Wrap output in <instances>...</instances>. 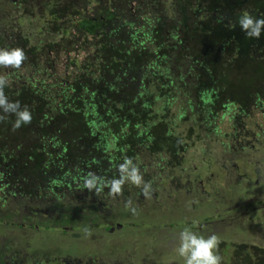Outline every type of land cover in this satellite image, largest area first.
Wrapping results in <instances>:
<instances>
[{
    "label": "trees",
    "instance_id": "16d2710c",
    "mask_svg": "<svg viewBox=\"0 0 264 264\" xmlns=\"http://www.w3.org/2000/svg\"><path fill=\"white\" fill-rule=\"evenodd\" d=\"M243 12L264 0H0V47L26 55L4 91L32 114L0 121V229L85 222L125 196L83 189L89 171L114 178L128 157L146 177L143 157L166 168L195 128L219 144L221 117L264 116V33L245 37Z\"/></svg>",
    "mask_w": 264,
    "mask_h": 264
},
{
    "label": "rangeland",
    "instance_id": "374dc122",
    "mask_svg": "<svg viewBox=\"0 0 264 264\" xmlns=\"http://www.w3.org/2000/svg\"><path fill=\"white\" fill-rule=\"evenodd\" d=\"M249 115L241 127L221 117L215 123L220 133L219 144L218 138L206 140L195 128L185 137L184 149L178 155L167 154L169 163L164 169L159 166L157 155L143 157L144 163L151 166L144 170L146 177L143 175V179L151 183L150 198L146 199L139 187L126 182L122 186L121 193L125 195L122 199H106L97 216L85 222L63 226L59 220L46 228V223L37 219L40 228L36 231L3 227L0 252L6 255L4 264H12V261L18 264H85L89 261V264L90 260L97 264L98 257L105 255L102 251L112 248L110 263L125 264L133 244H137L135 249L139 252L135 255L136 264H183L175 245L177 233L184 226L204 235L215 232L220 241L217 252L224 261H229L231 243L264 247V205L236 226L225 223L213 228L202 227L207 220L234 218L232 215L239 210L238 205L251 198L260 199L251 202L254 207L264 204V148H258L264 145L260 141L264 116L255 109H251ZM181 129L177 130L181 132ZM246 132L258 135L245 137ZM243 139L246 147L235 151ZM128 200L132 201L136 214L126 206ZM114 224L122 227L105 231L108 226L116 228ZM147 245L152 249L148 251ZM248 254L253 263L252 252ZM236 258L240 259L236 263L235 258L232 259L233 264L244 259L243 253Z\"/></svg>",
    "mask_w": 264,
    "mask_h": 264
},
{
    "label": "clouds",
    "instance_id": "9594fccd",
    "mask_svg": "<svg viewBox=\"0 0 264 264\" xmlns=\"http://www.w3.org/2000/svg\"><path fill=\"white\" fill-rule=\"evenodd\" d=\"M237 25L247 38L259 39L264 33V17H254L243 12L237 17ZM25 60L23 48L0 47V69H19ZM8 83V73L0 72V121L11 115L13 117L11 129L16 130L28 125L32 120V114L27 105L22 106L19 100L9 99L5 94L4 89ZM116 169L117 176L110 179L89 171L82 178L83 189L99 194L107 188L109 196H119L122 186L127 182L139 187L140 194L146 199L151 197V183L143 179L141 169L131 158L125 157L122 162L116 164ZM125 203L129 211L136 214V208L131 206L132 201L128 200ZM219 243L215 232L204 235L193 231L190 226H184L177 233L175 252L183 260V264H221V257L217 252Z\"/></svg>",
    "mask_w": 264,
    "mask_h": 264
},
{
    "label": "flooded vegetation",
    "instance_id": "af4514ba",
    "mask_svg": "<svg viewBox=\"0 0 264 264\" xmlns=\"http://www.w3.org/2000/svg\"><path fill=\"white\" fill-rule=\"evenodd\" d=\"M258 200H260V199H258V198H251L248 201H246V202H244L242 204H239L238 205L239 206L238 207L239 210H237L232 215V217H234V218L229 219L228 217L227 218L225 217L222 220H217V221H214L213 220L214 222L211 221V220H209L208 222H205V224H202V227L213 228L214 226L225 225V223L226 224H230V226H236L237 225L236 224L237 222H239V223L242 222V220L244 218H246L247 216H250L257 208H260V207H262L264 205V204L260 203L258 207L257 206L254 207V205L251 204L252 201L253 202H256ZM228 220H230L231 223H229ZM114 225H115V227L117 229L114 228L113 226H110V228L108 227L109 229L108 228H105L106 229L105 231H108V230L111 231L112 228L114 230H119L122 227L119 224L118 225L117 224H114ZM136 246H137V244H133V246H131V247L128 246L131 253L129 252L130 254L127 257L128 262L126 261L127 263H125V264H136V262H134L135 261V255L137 253H139L135 249ZM229 246L231 248H233L232 253H230V257L228 258L229 261H224L221 258V264H233L232 259H234V258H235L234 263H236L240 259V258H236V257H239L240 256V253H243L244 259L240 260V262L238 264H263L264 263V261L262 259V257H264V256H260L261 254H264V247H258V246L253 245V244H243V245L239 246V245L232 244V243L229 244ZM150 249H152V248L149 245H147V250L149 251ZM109 251H110L109 249H107V251L106 250L102 251L105 255H102L101 257H98V260H97L98 263L97 264H113V263H110V258H109L110 252L113 251V248H112V250L110 252ZM248 251H251L252 252V256H255V258H257V257L260 256L259 257L260 260L259 261L254 260L253 263L250 262L249 259H248L250 257V254H248ZM119 252H120V250H118V252L116 251V255ZM145 253H146V251H145ZM88 262H86L85 264H88ZM91 262H92V260H90V263L89 264H92ZM119 263H121V262H119ZM158 263H160V262H158ZM158 263H154V264H158Z\"/></svg>",
    "mask_w": 264,
    "mask_h": 264
}]
</instances>
